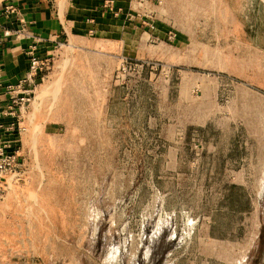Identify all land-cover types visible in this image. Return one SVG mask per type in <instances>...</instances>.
Wrapping results in <instances>:
<instances>
[{
  "label": "rangeland",
  "instance_id": "374dc122",
  "mask_svg": "<svg viewBox=\"0 0 264 264\" xmlns=\"http://www.w3.org/2000/svg\"><path fill=\"white\" fill-rule=\"evenodd\" d=\"M119 1L0 113V264H264V0Z\"/></svg>",
  "mask_w": 264,
  "mask_h": 264
},
{
  "label": "crops",
  "instance_id": "0c3cea01",
  "mask_svg": "<svg viewBox=\"0 0 264 264\" xmlns=\"http://www.w3.org/2000/svg\"><path fill=\"white\" fill-rule=\"evenodd\" d=\"M110 2L120 1L0 0V31L4 32L0 45L1 109L10 108L9 85H16L29 71V49L34 48L40 57L52 55L63 38L84 31L87 15L99 13Z\"/></svg>",
  "mask_w": 264,
  "mask_h": 264
},
{
  "label": "built area",
  "instance_id": "2783aa9c",
  "mask_svg": "<svg viewBox=\"0 0 264 264\" xmlns=\"http://www.w3.org/2000/svg\"><path fill=\"white\" fill-rule=\"evenodd\" d=\"M3 37H4V32L0 31V45L3 43ZM28 55H29V71L26 75L25 78L21 79L16 85H9L8 90L12 94L11 95V104L9 110L13 108V104L16 102V96L17 94L15 93L17 90L23 91L25 85L27 82L33 80V78L40 72L46 70L50 64V57H40L34 48H31L28 50ZM1 63V59H0ZM1 72V68H0ZM15 93V94H14ZM23 99V97L21 98ZM7 109V110H8ZM4 112V109L2 110L0 107V113Z\"/></svg>",
  "mask_w": 264,
  "mask_h": 264
}]
</instances>
